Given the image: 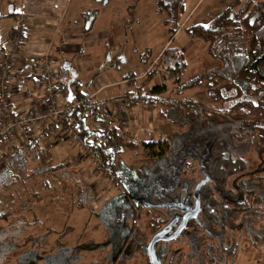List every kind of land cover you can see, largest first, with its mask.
Returning a JSON list of instances; mask_svg holds the SVG:
<instances>
[{
  "label": "trees",
  "instance_id": "obj_1",
  "mask_svg": "<svg viewBox=\"0 0 264 264\" xmlns=\"http://www.w3.org/2000/svg\"><path fill=\"white\" fill-rule=\"evenodd\" d=\"M187 2L188 0H156V6L158 12L164 16L171 38L180 28H184L191 38L206 44L208 55L219 65L189 76V65L184 52L178 47L166 46L158 59L151 62L150 68L141 79L133 73L128 76L132 81V91L116 98L127 101L129 106L150 105L156 108L159 120L175 127L172 134L163 141L123 142L120 129L114 124L102 127L100 125L108 123L99 111L104 103L94 101L83 91H78V95H74V100L64 109V127L72 125L82 134L83 147L92 151L91 156L99 161L102 170L119 187L117 195L113 197L117 207L113 206L111 214L108 209H103L99 217L104 218L108 226L107 232L105 229L106 235L112 232L109 226L116 228L119 236L126 235L117 250L120 255L124 253L123 249H127L126 264H151L143 244L150 236L160 232L163 224H168L173 217L171 210L132 200V191L127 188L131 186L130 179L141 184L149 182L152 185L157 182L158 176L161 177V170L169 165L173 169L169 175L173 178L175 176L169 187L181 190L183 186L192 188L201 184L203 176L199 179L192 176L195 169H188L192 166L191 163L189 165L178 158L176 160L174 154L180 151V157L187 156L197 160L202 154H199L200 151L205 150L206 139L212 141L217 136H222L227 124L234 131V135L246 134L252 140L251 144H254L260 153L264 152V0H234L213 22L182 27ZM160 75L163 84L154 85L155 78ZM170 84L172 87L167 90ZM64 86L62 83L60 88ZM195 88H203L212 105L206 106L186 96L187 91ZM33 143L38 141L8 148V152L15 151L16 155L8 164L3 161L0 168V192L26 180L19 174V170L25 166L28 159L27 148L24 146ZM211 143L218 144L217 141ZM231 147L220 148L214 158L205 160V171L209 173L215 170L216 174L222 177L227 170L237 172L240 167H245L243 157L234 158ZM139 150L145 152L146 158L141 162L142 165L136 168L133 164H127L124 154L128 151L137 153ZM36 152L37 158L41 154L45 155L41 149ZM202 157L201 155L200 159ZM71 167L73 166L70 163H59L48 166L45 171L59 172L57 182L64 183L71 190L69 205L73 210H82L95 200L96 195L92 187L83 183L78 170ZM45 171L35 169L32 176ZM208 183L206 181L200 185L201 192ZM174 192L169 191V194ZM212 201L217 200L208 199L206 203ZM126 202H129L127 206ZM205 205L204 215L209 218L208 210L211 215H214V210ZM106 216H111V219ZM131 235L135 240L139 237L141 244L130 245ZM111 250L114 249L110 247L108 252Z\"/></svg>",
  "mask_w": 264,
  "mask_h": 264
},
{
  "label": "rangeland",
  "instance_id": "obj_2",
  "mask_svg": "<svg viewBox=\"0 0 264 264\" xmlns=\"http://www.w3.org/2000/svg\"><path fill=\"white\" fill-rule=\"evenodd\" d=\"M220 1L221 0H192L190 4H188V7H187V15L189 13H194V16L190 18V15H189L186 21L183 20L182 27H188L194 24H208L210 22H213L215 20V16L217 15V13L221 12L219 10V7L223 4ZM232 2H230L229 4L225 3V6L231 5ZM90 8H96V9H99V11L101 9L105 10L103 9L105 8V6L98 2L95 4H92ZM225 9H223L222 11H224ZM96 11L97 10L89 9L87 10V13L94 14L96 13ZM110 14L112 18V27L114 28V31L112 30L111 33L112 34L117 33V36L114 40L115 42L118 43V45H120L119 46L120 47L119 48V60H120V57H121L120 54H122L121 53L122 51L124 54L127 51L128 52L127 55L129 56L127 61H123V62H127V64L122 63L118 60L119 63L117 66H115V70L117 71L118 74H125L127 71H131L132 73H135V76H139L138 78L141 79L144 73L143 71L150 68L151 62L158 59L160 53L166 46L186 48L185 46L195 45L193 49L196 51V53L199 52L200 58L201 59L202 57L207 58L203 60V62L201 60L200 61L201 67H197L198 69L195 70L193 67V65H195V62L193 60H195L196 58L193 57L192 61L189 63V69L187 72V75L189 76L194 74L195 72H199L204 69H210L208 68V65H214L213 67H217L219 65L217 61L215 62L211 61L212 63L210 62L211 58L207 55L208 53H207L206 44L202 42L201 40L191 38L186 33L184 28L183 29L180 28V30L171 38L168 27L166 23L164 22L163 16L160 15L156 10V0H138L137 2L134 0L128 12H125V10L121 8L120 10L116 12L114 10H111ZM25 20H26V17H25ZM16 21H17V18H16ZM133 21L135 22L137 21V22L135 23ZM125 24H127V26H125ZM10 37H9V40H10ZM125 45H128V46H125ZM18 55L19 53L15 57H17ZM46 56H48L52 67L57 70V65L53 62L52 56L49 53H47ZM208 58L210 59L208 60ZM142 60L144 63H146L145 65L146 67H144ZM38 65L41 71L43 66L41 64H38ZM139 74H142V75H139ZM153 84L154 85L163 84L162 76L161 75L157 76ZM37 86H39V89L41 91L40 83H38ZM171 87L172 85L170 84L167 90H169ZM186 96L194 98L202 102L206 106L212 105L210 103L209 98L206 95V91L203 88H195L193 90L187 91ZM116 100L119 101L118 104H115L116 110H113L112 112L101 110L103 117H104V114L106 115L108 123L106 124L101 123L100 125L102 127L104 125L110 124V121H114L113 124L116 125L119 129H121L120 138L123 142H127V141H148L149 142L150 139H153L151 135L154 136V134L159 135L158 137H156L154 141H163L165 137H161L162 133L164 135H167V133L170 132L168 129L162 130V132L159 131V129H157L156 127L157 125L152 123V121L150 125H146V130L135 129V127H132L133 128L132 129L131 126L125 123L126 120L124 119H127L126 115L127 113H129L131 115L130 117L131 120H134V119L137 120L139 118L138 113H137V118H136V114H135L136 112L134 110H129L130 108H128L129 105L127 104V101H124V100L122 101L119 99H116ZM58 101H59V106L62 108L63 98L61 97V95ZM123 105H127V107L125 110L121 111L120 107H122ZM151 111L153 115V121L156 123V120L158 117V116L156 117L157 111L156 110L154 111L151 110ZM229 126L230 125L227 124V128L225 127L224 132H222L223 134L222 136H219V137L217 136L216 138L212 139V141L211 140L209 141V139H206L205 150L203 152L200 151L199 153V154L202 153L201 154L203 156L202 159H200L201 155L199 156V158L197 157V160L191 157H187V156L184 158L180 157L179 156L180 151L178 152V154L177 153L174 154L175 156L174 158L176 160L178 159L183 160L184 162H188L189 165L191 163L192 166H190L188 169H191L192 167L195 169L193 171L192 176H195L196 179H199L203 176V179L206 180L207 179L206 176L210 177L212 188L217 190L215 192H212L214 195L213 197L219 200H222L221 198H223L222 190L226 191L228 189H233L237 187L239 182L241 181H244L246 185L252 186L253 188H258L257 185H253L248 182L251 176H255L253 178V181L259 180L260 178L264 179V172L260 174L259 173L256 174V172H254L259 169L258 166L261 164L262 161H264V155L262 154L264 152L261 151L260 153L259 152L260 150L257 147H255L254 144H251L252 140L249 138V136H246V134L245 136L234 135L235 134L234 131L231 130ZM62 127L63 129L60 130V128L56 129V127L52 126V129L48 131V133L51 135V138L46 136L44 140H41L43 141V144L45 145V146L43 145V147L46 148L47 146H50L51 145L50 140H53L56 138L60 142L62 140L59 137L63 138V140L67 142L64 151H67L69 153V157L71 158L70 160L72 161L70 165L73 166L71 168L78 170L81 179L83 178L82 179L83 183L86 186H90L93 188L96 198L92 203H90L87 207H85V210L80 211L77 214H74L72 212V209L67 206V203H66V206L64 205L65 206L64 210L66 212L67 211L69 212L68 214H69L70 219H73L75 223L80 222L79 224H73V225L78 226L76 227L77 231L69 234L68 235L69 238L67 237L66 239V240L68 239L71 240L69 249H67L68 247L65 249L67 250L66 251L67 255L71 259L67 255H64L63 253L60 254L59 249L61 246L54 242L53 237H52V242L50 241L51 238L50 239L48 238L47 241H43V242L34 241L35 242L34 244L37 247V250L34 248L35 249L34 252H37L36 255L37 257H39V260H38L39 263H40V258L43 259V257L45 258L46 256H49V259L46 262L49 261L50 264H98V263L107 264V262L110 263V260L108 259V257L110 256L108 252L109 248L112 247V249L118 252L117 250L119 247V243L121 242L122 236L118 235V231L116 228L114 229L112 226H109L112 232L111 233L109 232L106 235L107 238L103 239L104 234H106L108 230L107 228L108 226L105 224L106 222L105 219L104 218L101 219L99 216L101 214L100 212H102L103 209H108V211L111 214L113 210V206H115V208L117 207L116 202H114L113 197L117 195L119 191V187L118 185L115 184L113 179L109 177L105 171L102 170L101 164L99 162H96L97 159L90 155L92 154V151L90 150V152H88L85 149V147H83L82 143L80 142L78 143L72 140V137H74L76 133V131L74 130L75 128L71 127V125H68L67 127L69 128H66L64 127L63 124H62ZM69 129L73 132V134L72 133L70 134L68 132ZM171 129H172L171 131L173 132L175 131L174 126H172ZM172 133H169V134H172ZM214 141H217L218 144L213 145V143L211 142H214ZM210 143H211V146H210ZM21 146L23 145H19L17 147H21ZM203 146L204 145H202V147ZM221 146L223 147L232 146L230 151H232L233 157L234 158L238 156L243 157L244 162H246L245 167H240V169L237 172L228 174V176L226 177H219L218 174H216L215 170H211V172L209 173L206 172L205 168L203 169L205 160L211 159L212 157L214 158V155L216 154V152L220 148H223ZM77 153L79 154V156H76ZM144 154L145 152H143L142 150H139V152L137 153L128 151L124 154V158L127 164H133L134 167L139 168V166L142 165L141 162H144L146 158ZM15 155L16 153L13 152L11 156L4 159L5 162L7 164L10 163L12 160H14ZM31 156H32V152H31ZM49 156L50 155L48 154L46 155L41 154V159L37 160L38 163L36 164L35 169H43V171H45V169L48 166L52 167V164L49 165V160L47 159V157ZM26 157L28 158L26 160L29 162H31L30 160L32 158H33V161L37 159L36 155H34L35 158L28 157V156ZM84 159H90V160L83 162L81 164L82 165L81 167L82 169H81L79 168L80 163ZM4 160H3V157H1V161L3 162ZM64 163H67V162H64ZM178 163L179 161H177V164ZM2 165L3 164L0 163V168L2 167ZM35 169L29 171L28 174H30V176H28V174H22L19 172V174L22 177H24V179H26L25 182L22 181L16 185L5 188L4 190L0 192V198H2V200L8 201L10 196L11 195L13 196V194L17 195L19 192H23V191L28 192L32 194L33 196H35L34 199L37 200L38 210L40 211H46L49 207L50 209H52L53 207L52 203L58 200L59 197L60 198L63 197V199L69 201L71 190L64 183L57 182L58 181L57 173L45 171L41 174L32 176V174L34 173L33 171ZM82 171H85V172L83 173ZM161 171H162L160 173L161 177L158 176L159 178L157 177L158 178L157 182L153 183L152 185L149 182L141 184L137 180L130 179L129 182L131 183V186L127 188L132 191L131 195L133 197L131 199L134 200L135 202H142L146 205L152 204V205H157L160 207H165V208H168L169 210L182 207L181 204L179 203V200L181 198L180 194L182 192H185L186 193L185 196L188 197L191 195L190 192L192 189L190 188V190H188L186 186L185 187L183 186L181 190L179 188L169 187V185H171V183L173 182L175 178V176L173 178V176L169 175L171 172H173V169H171L170 166L168 165L164 167ZM80 172H82V174ZM52 176L56 177V179L54 180V177ZM243 176L244 178H242ZM53 183L58 187V191H59L57 193L58 197H56V194L55 195L50 194L49 189L51 187L49 186ZM120 190H122V188ZM172 190L175 192L172 194L171 193L169 194V191H172ZM166 192H168V194H165ZM258 196L260 197L259 198L260 202L257 201L254 203L253 201L251 202L252 205L254 206V204L257 203L260 207L261 206L264 207V186L260 190ZM128 203L129 202H126V206L128 205ZM71 215H72V218H71ZM83 218H84V223H81ZM107 218L111 219V216ZM245 218L247 220V217ZM234 220L236 221L237 218H235ZM3 226H4V221L0 220V231L2 230ZM105 229H106V232H105ZM78 231L81 233V236H79V238H77L76 236V232ZM113 232H116V233H113ZM117 235L119 237H117ZM184 236L185 235H183V237ZM76 238H77V241L75 242ZM112 238H115V239H112ZM99 243H101V248H100V245H98ZM174 243H176V241L171 240L169 241L168 244L173 245ZM35 245H33L32 247H34ZM84 245H85V248H84ZM62 247H65V246H62ZM101 249L103 250L102 254H101ZM125 250L127 249L125 248ZM125 250H124V253H122L117 259L113 257L112 261L116 262V264H126L128 262L127 260L128 254H127V251ZM31 252L33 253V250H31ZM112 255H114V252H112ZM98 258H100L99 261H98ZM243 258H244L243 264H252L250 260L252 261L254 256L253 254H249L248 252H246ZM240 259H242V257ZM13 261L14 260H12L11 262Z\"/></svg>",
  "mask_w": 264,
  "mask_h": 264
},
{
  "label": "crops",
  "instance_id": "obj_3",
  "mask_svg": "<svg viewBox=\"0 0 264 264\" xmlns=\"http://www.w3.org/2000/svg\"><path fill=\"white\" fill-rule=\"evenodd\" d=\"M133 1L134 0H0V52H2L9 43V37L16 24V18L21 14H24L26 17L24 47L14 59L15 76L12 78L13 88L10 94L11 111H34L35 109H44L46 107V102L40 96V89L37 85L40 82L39 56L47 53L52 56L53 62L57 65L61 85L62 83L65 85L60 91V95L63 98L64 109L68 103L74 100V95H78V91H83L84 93L86 91V94L94 101L104 103V107L102 105L99 110L102 117V111L112 112L116 110L115 104H118L119 101L114 99L120 98L132 91V81L128 79V76L132 74V72L127 71L125 74H118L115 70V66L118 65L119 61L127 64V62L123 61H127L129 56L127 55V51L125 54L122 51L119 60L120 45L114 40L117 33H111L112 30L114 31V28L112 27L110 12L111 10L116 12L121 8H123L125 12H128ZM135 1L137 2L138 0ZM191 1L192 0H188L187 2L185 15L183 17L184 21H186L189 15L190 18L194 16V13H189L187 15V7ZM229 1L232 2L233 0L220 1L223 4L219 7L221 12L217 13L215 18L223 12V9L227 8L225 3L229 4ZM97 2L103 4L105 6L103 9L105 10L101 9L102 11H99V9L90 8L92 4ZM89 9L97 11L94 14L87 13ZM125 26H127V24H125ZM185 47L186 48L180 49L184 52L188 65L193 57H195L196 59L193 60L195 65H193V67L197 70V67H201L200 61L202 60L203 62V60L207 58H200L199 52L196 53L193 49L195 45H188ZM210 58H208V60ZM211 61L215 62L212 58L210 59V62ZM143 64L144 67H146V63L143 62ZM213 66L214 65H208V68ZM147 70L143 72L145 73ZM128 108L136 112V118L137 113L139 117L137 120H131V115L127 113V119L124 120H126L125 123L131 126V128L135 127V129L146 130V125H150L152 121V123L157 125L156 127L159 131L162 132V130L168 129L170 132H168L167 135L173 132L171 131L172 126L168 123L161 122L157 115L156 123L153 121L151 110L154 111L156 109L152 106L131 105ZM104 120L108 121L105 114ZM113 123L114 121H110V124ZM52 126L56 127V129L58 128L56 124L49 125V128L47 127L43 131L44 138L46 136L51 138L48 131L52 129ZM61 129L62 127H60V130ZM167 135L162 133L161 137H167ZM158 136V134H154V136L151 135L153 139H150L149 142H153ZM44 138L42 140H44ZM59 138L62 141L59 142L56 138L50 140L51 145L46 148L43 147V141L40 140L38 143L24 146L27 148L26 156L34 157V155L37 154L36 150L41 149L44 153L46 152L45 155H50L47 157L49 165L52 164V166H54L64 162L72 163L69 153L64 151L67 142L64 141L63 138ZM4 148L3 160L15 152H8V149L6 147ZM76 156H79V154L77 153ZM39 159H41V156L34 161L33 158L30 160L31 162L27 161L19 172L22 174L29 173V171L36 168V164L38 163L37 160ZM87 160L90 159H84L80 163L79 168H81V164ZM82 172L84 173L85 171ZM82 172L80 173L82 174ZM55 173L59 172L56 171ZM49 187H51L49 189L50 194H56V197H58V187L54 183ZM34 198L35 196L24 191L19 192L17 195H11L8 201L0 198V220L4 221V226L0 231V264H47L46 261L49 256L43 257V259L40 258L39 263V257L36 255L37 252H34L35 249L37 250L34 241L43 242L51 238L50 241L52 242V237L54 242L61 246L60 249L58 248L61 252L60 254H62L67 247V249H69L71 240L66 239L67 237L69 238V234L77 231L76 227L78 226L73 224H79L80 222L75 223L73 219H70L69 212L64 210L66 203L67 206L71 208L68 201L63 199V197H59L58 200L52 203V209L49 207L46 211H40L38 210V202ZM71 209L74 214L85 210V208L82 210ZM81 223H84V218ZM76 236L79 238L81 233L79 231L76 232ZM33 245L35 246L32 247ZM31 250H33V253ZM12 260L14 261L11 262Z\"/></svg>",
  "mask_w": 264,
  "mask_h": 264
},
{
  "label": "flooded vegetation",
  "instance_id": "obj_4",
  "mask_svg": "<svg viewBox=\"0 0 264 264\" xmlns=\"http://www.w3.org/2000/svg\"><path fill=\"white\" fill-rule=\"evenodd\" d=\"M258 168V170L254 171L256 174L264 172V161L261 162ZM231 173L233 172L227 170L222 177H226ZM254 177L251 176L248 182L257 185L258 188H253L246 185L244 181H241L233 189L222 190L223 198L221 199L223 201L213 197L212 192L217 190L212 188L209 176H207L206 180H201V185L205 184L206 181L209 182L207 187L202 189V192L200 184L191 188V195L188 197L185 196V192H182L180 194L181 198L179 196V203L182 207L170 209L173 217L168 221V224H163L160 232L156 234L164 233L152 248L157 263L243 264V257L248 252L254 256L253 260H250L252 264H264V207H260L257 203L253 206L251 203L253 201L254 203L260 202L258 195L264 186V179L255 180L256 183L253 181ZM187 189L190 190V188ZM208 199H216L217 201L206 203ZM197 201H199V208L196 214L184 220L185 215L191 214L195 210ZM204 205L214 210L212 211L214 215H211L208 210L210 217L206 218L204 215L205 210L203 209L205 208ZM162 209L169 210L165 207H162ZM245 217H247V220ZM235 218H237L236 221L234 220ZM181 226L183 228L178 232ZM156 235L150 236L145 244H143L149 254L151 264L153 263L150 245ZM183 235L185 236L183 237ZM121 236L123 238L121 237L119 248L123 244L126 235ZM105 238H107L106 234H104L103 239ZM129 240L131 242L130 245L133 246L139 245L142 242L139 237L135 240L133 235L129 237ZM171 240L176 241V243L169 245L168 243ZM98 245L101 248V243ZM66 251L64 250L62 253L67 255ZM102 252L103 250L101 249V254ZM112 252H114V255H112ZM118 253L116 250H111L109 253L112 255L109 257L110 263L107 262V264H113V257L117 259L121 255H118ZM241 257L242 259H240ZM99 260L100 258H98ZM46 263L50 264L49 261Z\"/></svg>",
  "mask_w": 264,
  "mask_h": 264
},
{
  "label": "built area",
  "instance_id": "obj_5",
  "mask_svg": "<svg viewBox=\"0 0 264 264\" xmlns=\"http://www.w3.org/2000/svg\"><path fill=\"white\" fill-rule=\"evenodd\" d=\"M25 26V15L21 14L17 17L8 45L0 52V163L2 164L1 157L4 155V147L8 149L41 141L44 138L43 131L49 125L56 124L60 128L63 124L64 107L61 108L58 101L61 91L59 74L52 67L46 54L39 56V64L43 66L40 71L41 91L39 93L45 100L46 107L22 112L10 109L12 78L15 76L14 59L23 48ZM126 107L127 105L120 107L121 111ZM68 132L73 134L70 129ZM72 140L83 144V136L77 131ZM85 149L90 152L89 148L85 147Z\"/></svg>",
  "mask_w": 264,
  "mask_h": 264
},
{
  "label": "water",
  "instance_id": "obj_6",
  "mask_svg": "<svg viewBox=\"0 0 264 264\" xmlns=\"http://www.w3.org/2000/svg\"><path fill=\"white\" fill-rule=\"evenodd\" d=\"M198 208H199V201H197V203H196L195 210H194L191 214L185 215L184 220H187L188 218L194 216V215L196 214ZM182 228H183V226H181V227L179 228L178 232L181 231ZM163 234H164V233L161 232V234L156 235V236L153 238L152 243H151V245H150V252H151V258H152V263H153V264H159V263H157V261H156L155 255H154V253L152 252V248H153L155 242H156L157 240H159V239L163 236Z\"/></svg>",
  "mask_w": 264,
  "mask_h": 264
}]
</instances>
